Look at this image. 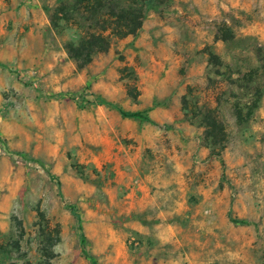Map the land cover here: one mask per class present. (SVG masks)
Returning <instances> with one entry per match:
<instances>
[{
  "label": "rangeland",
  "instance_id": "374dc122",
  "mask_svg": "<svg viewBox=\"0 0 264 264\" xmlns=\"http://www.w3.org/2000/svg\"><path fill=\"white\" fill-rule=\"evenodd\" d=\"M94 262L264 264V0H0V264Z\"/></svg>",
  "mask_w": 264,
  "mask_h": 264
},
{
  "label": "trees",
  "instance_id": "16d2710c",
  "mask_svg": "<svg viewBox=\"0 0 264 264\" xmlns=\"http://www.w3.org/2000/svg\"><path fill=\"white\" fill-rule=\"evenodd\" d=\"M142 16L140 13L138 12H121V14L118 17L117 23H118V27L116 30H114L118 36L120 37H126L129 35H133L135 34L141 27L142 22H141ZM94 38V40L97 42L96 46H99L100 43L103 42V45L100 46V51H103L104 49L107 48V44L106 46H104L105 44V39L101 36H92ZM76 94H71V93H66L63 94V96L69 97V98H75ZM101 103L103 104H107L113 107H116L112 104H110L109 102L105 101V100H100ZM117 108V107H116ZM125 117H129V118H144V115L141 113H131V112H125L123 110H121L120 108H117ZM220 127L222 128L221 124ZM214 135V134H212ZM95 264V262H94Z\"/></svg>",
  "mask_w": 264,
  "mask_h": 264
}]
</instances>
